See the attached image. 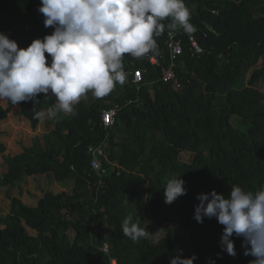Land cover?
I'll list each match as a JSON object with an SVG mask.
<instances>
[{"label":"trees","instance_id":"trees-1","mask_svg":"<svg viewBox=\"0 0 264 264\" xmlns=\"http://www.w3.org/2000/svg\"><path fill=\"white\" fill-rule=\"evenodd\" d=\"M195 31L178 28L155 37L158 65L148 56L125 54L128 73L124 85L103 98L89 92L75 105V115L47 119L49 131L16 156H5L0 191L14 189L27 178L52 175L60 184L72 182L71 193L46 192L36 205L11 196L9 213L0 218V264H169L182 251L195 254L194 264H249L242 238L233 237L235 257L221 252L223 226L216 218L194 219L196 196L215 190L228 195L233 185L256 191L264 185V0H184ZM40 0H0V33L27 48L53 29L44 27ZM216 12V13H214ZM169 20L162 21L165 25ZM197 37L201 54L191 50L189 36ZM180 41L182 54L170 58L168 42ZM47 55V54H46ZM261 64V65H262ZM172 66L180 85L163 82ZM143 80L132 83L133 72ZM36 110H46L55 98L39 94ZM0 105V122L8 108ZM20 116L33 130V103L21 102ZM118 109L115 125L105 128L101 115ZM105 143L101 157L106 173L91 167V147ZM6 146L0 142V154ZM183 153L192 154L190 162ZM185 181L180 201V226L188 240L172 230L153 241L152 233L132 241L124 236L123 219L140 224L142 214L158 223L172 222L164 197L165 178ZM4 191V190H3ZM21 193V191H20ZM144 228V227H143ZM33 232V233H30ZM220 253L221 259L216 258Z\"/></svg>","mask_w":264,"mask_h":264},{"label":"clouds","instance_id":"clouds-1","mask_svg":"<svg viewBox=\"0 0 264 264\" xmlns=\"http://www.w3.org/2000/svg\"><path fill=\"white\" fill-rule=\"evenodd\" d=\"M37 10L44 17V27L53 29L51 34L20 48L0 33V100L13 105L31 101L37 120L75 115V105L89 92L103 98L116 84L124 85L128 76L125 54L135 58L159 55L154 36L162 35L166 28L169 35L178 28L185 33L195 31L184 0H40ZM165 20H169L166 25ZM39 94H51L55 103L36 110ZM179 177L165 178L166 204L187 194L185 181ZM196 200L193 219L197 223L216 218L223 226L221 252L237 255L235 236L242 238L243 254L254 258L249 264H264V185L254 192L233 185L228 195L212 190L198 194ZM121 228L132 241L148 234L131 215L123 219ZM216 258H222L220 253ZM197 259L195 254L183 258L180 251L169 264H194ZM207 264H215V260L209 259Z\"/></svg>","mask_w":264,"mask_h":264},{"label":"rangeland","instance_id":"rangeland-1","mask_svg":"<svg viewBox=\"0 0 264 264\" xmlns=\"http://www.w3.org/2000/svg\"><path fill=\"white\" fill-rule=\"evenodd\" d=\"M262 64V63H261ZM260 66H264V63ZM259 88L264 91V83ZM0 105L7 108L6 100H0ZM20 114V105H14L8 108V117L6 120L0 122V142L6 146L4 154H0V172L6 171L7 166L3 164L5 156H16L20 154L24 148H29L35 142V139L42 138L50 127L47 125V119L41 120L40 125L36 130H33L29 122ZM182 161L190 162L192 160V154L183 153L180 158ZM16 186L14 189L5 188L0 191V218H3L9 213V200L5 197V190L11 196L21 198V200L28 205H36L39 199L43 198L46 192H52L54 194L66 192L71 193L74 184L69 182L67 184H60L53 179L50 175H41L37 177L27 178L26 182ZM21 191V193H20ZM180 201H175L170 218L172 222L158 223L152 216L142 214L139 218L142 227L148 229L152 233L153 241L157 242L159 239L168 234L169 230H172L176 236L183 240H188V235L180 226L181 221V207ZM0 226V230L3 229ZM30 233H33L30 231Z\"/></svg>","mask_w":264,"mask_h":264},{"label":"built area","instance_id":"built-area-1","mask_svg":"<svg viewBox=\"0 0 264 264\" xmlns=\"http://www.w3.org/2000/svg\"><path fill=\"white\" fill-rule=\"evenodd\" d=\"M216 13V12H214ZM189 43L191 50L194 51L195 54H201L204 50L200 46L198 39L194 35H190ZM168 48L170 51V58L172 61H174L179 55L182 54V44L180 41L173 40V36H171V40L168 42ZM149 62L151 65H158L159 61L158 58L155 56H148ZM163 82L164 83H171L173 81L176 89L180 88V85L178 84V81L176 80V74L170 66L168 69L164 70L163 75ZM143 80V72L142 70H135L133 72V80L132 83H140ZM118 114V109L112 108L109 110H105L102 112L101 120L102 124L105 128H109L115 125L116 117ZM105 148L106 144L103 143L96 147H91L89 149V153L92 155L93 159L91 161V167L94 171H96L99 175H103L106 173V169L102 165L101 157H105Z\"/></svg>","mask_w":264,"mask_h":264}]
</instances>
